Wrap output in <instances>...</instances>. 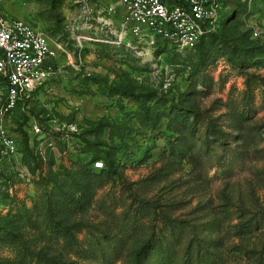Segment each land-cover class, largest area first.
<instances>
[{"label": "rangeland", "instance_id": "obj_1", "mask_svg": "<svg viewBox=\"0 0 264 264\" xmlns=\"http://www.w3.org/2000/svg\"><path fill=\"white\" fill-rule=\"evenodd\" d=\"M0 10L71 53L0 115V264H264V0H221L178 58L145 40L75 46L88 33L69 29L70 0ZM84 140L112 156L108 175Z\"/></svg>", "mask_w": 264, "mask_h": 264}, {"label": "built area", "instance_id": "obj_2", "mask_svg": "<svg viewBox=\"0 0 264 264\" xmlns=\"http://www.w3.org/2000/svg\"><path fill=\"white\" fill-rule=\"evenodd\" d=\"M76 4L80 26L68 40L106 43L133 49L142 41L168 44L178 52L192 53L197 42L217 28L221 0H70ZM95 32H91L90 30ZM73 33V32H72ZM253 34L256 36L257 31ZM70 42L51 39L22 18L6 17L0 10V79L5 92L0 115L24 102L56 74L62 56L71 55ZM135 44V45H134ZM35 134L39 128L34 126ZM14 149L13 140H5ZM100 167V162L94 163Z\"/></svg>", "mask_w": 264, "mask_h": 264}, {"label": "trees", "instance_id": "obj_3", "mask_svg": "<svg viewBox=\"0 0 264 264\" xmlns=\"http://www.w3.org/2000/svg\"><path fill=\"white\" fill-rule=\"evenodd\" d=\"M213 33H210V34H207L205 36H203L198 42L197 44L195 45V48H194V51L192 52V55H194L196 49L198 48V46L204 41L206 40L208 37H210ZM91 44H94L95 46H99V47H103V48H108L110 50H118V49H126L125 47L123 46H111L109 44H106V43H100V42H89ZM158 47L162 48V49H168L171 54L173 55V57H181V56H186L185 52H178L174 46H170L168 44H161L159 45ZM43 87V86H42ZM42 87H40L38 90H40ZM36 90V91H38ZM35 91V92H36ZM28 100V99H27ZM21 103V102H20ZM18 103V104H20ZM17 104V105H18ZM16 105V106H17ZM85 143L83 149L80 151L81 154H84V155H89L90 153H93V156L91 158V160L89 161V165L94 168V163L95 162H100L101 163V169L99 172H98V175L97 176H102V175H108L111 170H112V167H113V160H112V156L108 153V151L106 150H103V149H98L96 148L92 143H90L88 140H84L83 141ZM103 159L104 160V163L102 161H99V159ZM26 164L29 165V162L28 161H25ZM104 164V165H103ZM144 246H142L140 249L143 250Z\"/></svg>", "mask_w": 264, "mask_h": 264}]
</instances>
